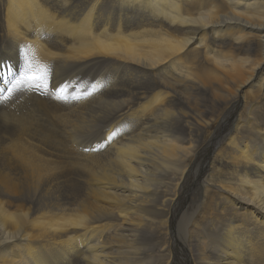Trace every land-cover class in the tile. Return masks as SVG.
Returning <instances> with one entry per match:
<instances>
[{
	"label": "bare ground",
	"instance_id": "bare-ground-1",
	"mask_svg": "<svg viewBox=\"0 0 264 264\" xmlns=\"http://www.w3.org/2000/svg\"><path fill=\"white\" fill-rule=\"evenodd\" d=\"M25 56L81 99L0 104V264H264V0H0Z\"/></svg>",
	"mask_w": 264,
	"mask_h": 264
},
{
	"label": "snow or ice",
	"instance_id": "snow-or-ice-1",
	"mask_svg": "<svg viewBox=\"0 0 264 264\" xmlns=\"http://www.w3.org/2000/svg\"><path fill=\"white\" fill-rule=\"evenodd\" d=\"M2 71L3 69H0V72ZM7 71L10 79L5 89L0 91V102L8 101L15 93L24 91L43 93L56 100H66L67 95L63 94L68 92L70 86L75 87L71 80H66L59 86L53 85L50 78V67L34 62L27 56H25L24 63L17 72H13L11 68H8ZM76 83H79V81ZM93 87L95 88L96 85H93ZM112 135L115 136L116 134L112 133Z\"/></svg>",
	"mask_w": 264,
	"mask_h": 264
},
{
	"label": "rangeland",
	"instance_id": "rangeland-1",
	"mask_svg": "<svg viewBox=\"0 0 264 264\" xmlns=\"http://www.w3.org/2000/svg\"><path fill=\"white\" fill-rule=\"evenodd\" d=\"M0 86H1V84H0ZM258 90L259 89H257V86H252V87H249V91H251L252 92V95L251 94H249L250 96H252V97H256V102H253V108H255V110H254V117L256 118V119H259V117H258V115H259V113L261 112V110H263L264 111V98H263V96L260 94V93H258ZM262 92V91H261ZM263 93V92H262ZM261 95V96H260ZM257 96H258V98H257ZM250 102H252V101H250ZM255 105V106H254ZM215 126H216V124H212L211 126H209L208 127V133L207 134H203V141H202V143H203V145H205L206 143H207V139L209 138V133L210 132H212L213 133V131H214V128H215ZM206 130V131H207ZM215 132V131H214ZM214 134V133H213ZM213 134L211 135V136H213ZM208 144H209V142H208ZM199 148H201L202 149V145L199 147ZM198 192V191H197ZM196 191H193V193H190L189 194V197L187 198V203L188 204H198L196 201L195 202H193L192 203V201H194L195 200V198H197L198 197V195L200 194V192L201 191H199V193H197ZM188 199H189V201H188ZM192 199V200H191ZM185 202V201H184ZM199 202V201H198ZM221 203V205H223V207H227V206H229V205H227L226 204V202L225 201H223V202H220ZM199 216H197V219H199L198 218Z\"/></svg>",
	"mask_w": 264,
	"mask_h": 264
}]
</instances>
